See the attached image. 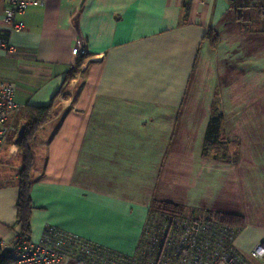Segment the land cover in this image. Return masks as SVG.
Instances as JSON below:
<instances>
[{
    "label": "crops",
    "instance_id": "crops-1",
    "mask_svg": "<svg viewBox=\"0 0 264 264\" xmlns=\"http://www.w3.org/2000/svg\"><path fill=\"white\" fill-rule=\"evenodd\" d=\"M6 21L17 46L0 81L15 99L46 106L89 49L33 144L31 240L60 230L116 256L133 257L152 206L245 218L246 253L264 242V21L244 0H45ZM77 25L79 27H77ZM213 38H218L216 45ZM225 118L229 158L204 155L214 109ZM0 152V241L14 244L22 150ZM18 150L19 158L12 150ZM238 254L243 256L240 251ZM243 259L252 263L247 258Z\"/></svg>",
    "mask_w": 264,
    "mask_h": 264
},
{
    "label": "built area",
    "instance_id": "built-area-1",
    "mask_svg": "<svg viewBox=\"0 0 264 264\" xmlns=\"http://www.w3.org/2000/svg\"><path fill=\"white\" fill-rule=\"evenodd\" d=\"M247 1L259 8L264 21V0H244L243 3ZM45 5V0H9L5 19L15 28L24 29L25 23L16 17ZM0 38L5 56H15L18 49L12 38L1 31ZM73 52L84 56L89 49L79 40ZM16 91L15 83L0 81V152L8 139L17 134L16 119L25 109V105L16 101ZM240 231L219 223L209 211L194 215L151 211L140 247L129 259L57 229L50 230L40 243L20 235L13 245L0 241V246L12 257L11 264H250L236 250ZM251 256L264 264V242L252 250Z\"/></svg>",
    "mask_w": 264,
    "mask_h": 264
},
{
    "label": "trees",
    "instance_id": "trees-1",
    "mask_svg": "<svg viewBox=\"0 0 264 264\" xmlns=\"http://www.w3.org/2000/svg\"><path fill=\"white\" fill-rule=\"evenodd\" d=\"M212 38V44L216 45L218 38ZM84 55L80 59L76 66L73 67L66 75L64 85L60 92L52 99L51 103L46 106H28L27 111V124L24 135L19 140V146L22 150L23 164L19 172V199L17 202L18 209V224L21 226V236L31 239V218L33 212V201L31 196L32 182L31 175L35 166V153L33 144L38 136V133L42 126L50 121L53 116L55 103L61 96L66 86L75 78L80 71L84 58ZM225 134V118L224 114L219 108H215L213 115L209 121L208 128L206 130L205 144H204V155H208L213 149L218 150L215 156L221 159L229 158V147L228 140L224 136ZM221 151V153L219 152ZM185 206L166 201H156L151 208L154 212H164L173 215H181L185 212ZM150 211V212H151ZM219 223L243 229L245 225V218L237 214L226 213V212H211ZM120 258L129 259L130 257L118 256ZM12 257L3 252L0 246V264H11Z\"/></svg>",
    "mask_w": 264,
    "mask_h": 264
},
{
    "label": "rangeland",
    "instance_id": "rangeland-1",
    "mask_svg": "<svg viewBox=\"0 0 264 264\" xmlns=\"http://www.w3.org/2000/svg\"><path fill=\"white\" fill-rule=\"evenodd\" d=\"M26 114H27V111H26ZM26 117H27V115H26ZM19 122L17 123V125H18V127H19V129H18V132H17V134H14V138L15 139H13L12 140V142L14 143L16 140H17V146H19V140H18V137H19V132H20V129H21V127L23 126V125H26L27 124V121H28V118H24L23 120H18ZM20 147V146H19ZM4 149V148H3ZM2 149V150H3ZM217 151L218 150H215V149H213L212 150V152H211V154H214V153H217ZM12 153H13V157L14 158H16V159H18L19 158V152H18V150H12L11 151ZM219 152L221 153V151L219 150ZM201 213V212H200ZM8 245H13V244H9V243H7ZM237 251L239 250L240 251V253L243 255L242 257H244V258H247L248 260H250L252 263H254V264H261L260 262H258L257 260H255V259H253L252 258V256H251V253H246V252H244L243 250H241V249H239V247L237 246V249H236ZM241 256V255H240ZM167 259H170V260H174V258H170L169 256H167L166 257ZM150 261V259L149 258H147V262H149Z\"/></svg>",
    "mask_w": 264,
    "mask_h": 264
},
{
    "label": "water",
    "instance_id": "water-1",
    "mask_svg": "<svg viewBox=\"0 0 264 264\" xmlns=\"http://www.w3.org/2000/svg\"><path fill=\"white\" fill-rule=\"evenodd\" d=\"M77 27H79V26L77 25ZM25 130H26V125H23L21 127V129H20L18 140H20L22 138V136L24 135Z\"/></svg>",
    "mask_w": 264,
    "mask_h": 264
}]
</instances>
